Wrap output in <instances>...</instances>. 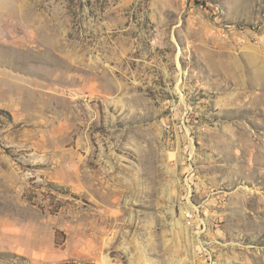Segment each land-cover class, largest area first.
<instances>
[{
  "label": "rangeland",
  "instance_id": "rangeland-1",
  "mask_svg": "<svg viewBox=\"0 0 264 264\" xmlns=\"http://www.w3.org/2000/svg\"><path fill=\"white\" fill-rule=\"evenodd\" d=\"M0 264H264V0H0Z\"/></svg>",
  "mask_w": 264,
  "mask_h": 264
}]
</instances>
